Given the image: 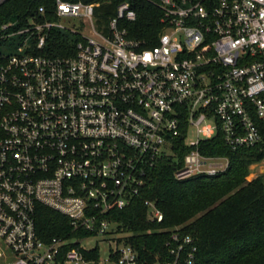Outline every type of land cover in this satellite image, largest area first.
Listing matches in <instances>:
<instances>
[{"label":"built area","instance_id":"1","mask_svg":"<svg viewBox=\"0 0 264 264\" xmlns=\"http://www.w3.org/2000/svg\"><path fill=\"white\" fill-rule=\"evenodd\" d=\"M142 1L159 11L154 43L120 25L136 19L128 1L107 33L95 26L96 4L80 1L56 0L52 19L1 26L11 51L0 64V264H98L85 256L98 245L81 244L93 237L107 240L106 262L139 264L108 216L140 194L162 158L176 160L177 139L189 148L177 179L226 167L199 149L217 134L231 149L262 141L264 0ZM62 17L78 18L80 29ZM56 31L75 38L54 49ZM37 205L82 235L41 240ZM165 246L172 258L155 264L193 263L194 239L180 227Z\"/></svg>","mask_w":264,"mask_h":264},{"label":"trees","instance_id":"2","mask_svg":"<svg viewBox=\"0 0 264 264\" xmlns=\"http://www.w3.org/2000/svg\"><path fill=\"white\" fill-rule=\"evenodd\" d=\"M55 1L2 0L0 29L7 23L14 24L11 30L17 29L31 18L37 21L52 19ZM63 1L96 4L95 26L104 33H107L109 19L116 13V6L122 1H128L136 11L134 21L120 23L128 36L151 38L150 42L154 43L160 30L158 9L142 0ZM39 7L44 13L40 14ZM74 38L56 31L50 43L54 49H60ZM9 43L0 38V64L3 46ZM262 129V141L252 147L231 149L220 134L202 141L201 153L224 157L227 165L214 174L183 179H177L174 172L189 148L184 146L182 138L177 139L176 160L162 158L151 169L140 194L123 209L109 213L108 217L117 222V231L121 234L117 240L134 247L139 264H155L172 258L165 241L174 227H180L194 239L196 251L192 264H264V181L261 177L247 180L249 166L264 159V125ZM150 203L161 213L160 221L149 218ZM35 228L43 241L53 236L82 235L72 231L65 215L43 205L36 207ZM85 256L95 261L98 251L94 249Z\"/></svg>","mask_w":264,"mask_h":264},{"label":"rangeland","instance_id":"3","mask_svg":"<svg viewBox=\"0 0 264 264\" xmlns=\"http://www.w3.org/2000/svg\"><path fill=\"white\" fill-rule=\"evenodd\" d=\"M59 23L61 25H64L69 28H74V29H80V21L78 18H71V17H62L59 20ZM3 52H10L11 49H5L3 47ZM195 138L194 134V129L191 128L189 129L188 132V138L187 141L193 140ZM223 162V161H222ZM249 174L247 176V180H251L256 177H261L264 181V159H262L259 162L252 163L249 168ZM81 244L84 246H93V245H98V257H99V262L98 264H110L105 261L106 257L108 256V249H109V244L107 240H102L100 237H93L91 239H87L84 241H81Z\"/></svg>","mask_w":264,"mask_h":264},{"label":"water","instance_id":"4","mask_svg":"<svg viewBox=\"0 0 264 264\" xmlns=\"http://www.w3.org/2000/svg\"><path fill=\"white\" fill-rule=\"evenodd\" d=\"M2 0H0V2H1ZM88 264H92V263H88Z\"/></svg>","mask_w":264,"mask_h":264}]
</instances>
